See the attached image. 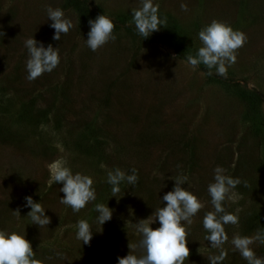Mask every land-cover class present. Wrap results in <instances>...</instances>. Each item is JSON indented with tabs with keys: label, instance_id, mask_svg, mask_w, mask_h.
I'll return each instance as SVG.
<instances>
[{
	"label": "rangeland",
	"instance_id": "rangeland-1",
	"mask_svg": "<svg viewBox=\"0 0 264 264\" xmlns=\"http://www.w3.org/2000/svg\"><path fill=\"white\" fill-rule=\"evenodd\" d=\"M81 1L0 0V264H264V0Z\"/></svg>",
	"mask_w": 264,
	"mask_h": 264
},
{
	"label": "trees",
	"instance_id": "trees-1",
	"mask_svg": "<svg viewBox=\"0 0 264 264\" xmlns=\"http://www.w3.org/2000/svg\"><path fill=\"white\" fill-rule=\"evenodd\" d=\"M72 3L74 4L75 7L78 8H82L84 10H86V13L93 18H99V20H101L103 23H108L113 25V21L110 20L109 18H105L102 14L99 13V11L97 10H93L91 13L88 11V8H84V2L81 0H72ZM121 24V23H120ZM120 24H117V26H119ZM131 26H129L128 28H130ZM141 28H138V30H140ZM178 53L183 55V48L184 46L182 44H180L178 46ZM205 67V66H203ZM254 96H259L260 95L257 92L253 93ZM259 215V214H258ZM255 215V216H258ZM261 215V214H260ZM254 228H257L258 231L260 232V236H264V214H262L260 217H257L253 220L252 224H251Z\"/></svg>",
	"mask_w": 264,
	"mask_h": 264
}]
</instances>
